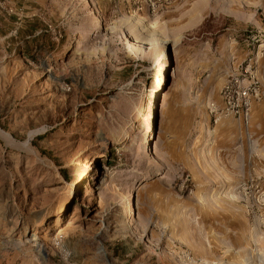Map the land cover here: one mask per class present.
<instances>
[{
	"label": "rangeland",
	"instance_id": "obj_1",
	"mask_svg": "<svg viewBox=\"0 0 264 264\" xmlns=\"http://www.w3.org/2000/svg\"><path fill=\"white\" fill-rule=\"evenodd\" d=\"M22 3L44 21L0 12V264H264V0Z\"/></svg>",
	"mask_w": 264,
	"mask_h": 264
},
{
	"label": "built area",
	"instance_id": "obj_2",
	"mask_svg": "<svg viewBox=\"0 0 264 264\" xmlns=\"http://www.w3.org/2000/svg\"><path fill=\"white\" fill-rule=\"evenodd\" d=\"M0 12L11 15L12 9L0 2ZM248 74V73H247ZM260 92L252 76L243 77L232 75L223 86L221 92L222 108L221 115L233 118L246 140L252 139L253 112L255 103L259 100ZM214 112V111H213ZM215 111V118L216 117Z\"/></svg>",
	"mask_w": 264,
	"mask_h": 264
},
{
	"label": "crops",
	"instance_id": "obj_3",
	"mask_svg": "<svg viewBox=\"0 0 264 264\" xmlns=\"http://www.w3.org/2000/svg\"><path fill=\"white\" fill-rule=\"evenodd\" d=\"M19 4L23 5L22 7L19 6V8H16L15 11L13 10V13L14 15L13 16H10V20H6L5 21H13V23H10V25H13V26H20L22 27V23H25V24H29V25H34L35 23L41 25L42 24V20L43 18L41 17V15H39V19L37 18H33L35 16H37V12L38 10H36V8H32L31 6H33V3H31V6H28V5H25L24 3H22L23 0H17ZM26 1V0H24ZM32 2H38V1H41V0H31ZM15 4V3H14ZM33 11V13H27V11ZM22 17H25V18H30L28 21H24L22 20ZM44 21V20H43ZM19 27H17L18 29ZM41 31V30H39Z\"/></svg>",
	"mask_w": 264,
	"mask_h": 264
},
{
	"label": "bare ground",
	"instance_id": "obj_4",
	"mask_svg": "<svg viewBox=\"0 0 264 264\" xmlns=\"http://www.w3.org/2000/svg\"><path fill=\"white\" fill-rule=\"evenodd\" d=\"M95 157V156H94ZM97 160V159H96ZM92 162V161H91ZM93 163V162H92ZM89 164L88 166H87V170H92V165L93 164ZM128 202V201H127ZM129 204V203H128ZM131 212V211H130ZM132 213V212H131ZM130 217V216H129ZM71 225H72V223H71ZM62 232V231H61Z\"/></svg>",
	"mask_w": 264,
	"mask_h": 264
}]
</instances>
